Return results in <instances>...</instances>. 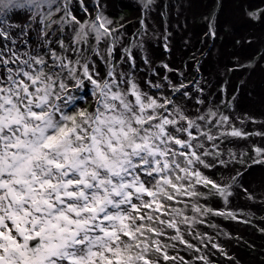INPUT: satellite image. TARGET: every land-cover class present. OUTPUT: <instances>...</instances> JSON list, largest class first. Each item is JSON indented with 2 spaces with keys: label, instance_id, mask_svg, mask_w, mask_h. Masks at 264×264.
Instances as JSON below:
<instances>
[{
  "label": "snow or ice",
  "instance_id": "obj_1",
  "mask_svg": "<svg viewBox=\"0 0 264 264\" xmlns=\"http://www.w3.org/2000/svg\"><path fill=\"white\" fill-rule=\"evenodd\" d=\"M106 9L0 0V264H192L177 246L199 253L185 226L203 220L187 211L238 219L200 204L211 195L227 206L234 185L254 199L228 145L264 131L206 104L195 56L191 78L153 56V42L172 50L164 23L142 17L128 40ZM253 152L264 164V148Z\"/></svg>",
  "mask_w": 264,
  "mask_h": 264
},
{
  "label": "rangeland",
  "instance_id": "obj_2",
  "mask_svg": "<svg viewBox=\"0 0 264 264\" xmlns=\"http://www.w3.org/2000/svg\"><path fill=\"white\" fill-rule=\"evenodd\" d=\"M112 1L113 6L106 15L114 21V25L124 24L128 40L132 39L131 34L140 27L139 21L146 14L150 13L151 16V13L155 11L154 17L156 20L164 23L172 16L171 14L176 16L183 14L182 12L186 13V10H181L182 8L185 9L186 5L195 9L193 16L185 21L181 33L176 35L173 31L171 32L170 43L173 52L174 48L182 51L180 63H177L176 66L188 72L189 78H191L195 74V69L185 68L184 66L194 64L192 57L195 56L197 60L202 62V72L206 74L205 79L210 81L205 88L206 104L209 107L219 106L222 112L232 116L237 126H241L240 121L243 120V127L246 131H264V111L258 112V110H264V103L256 102L259 94H255L250 84H248V90L250 91L248 94L250 96L247 100L254 103V107L250 108L254 111H237L234 113L232 110L235 106L236 97L241 93L243 82H246V76L241 75V73L253 67L257 71L264 72V34L258 36L247 32L241 35L243 26L235 28L234 33L231 34V25L221 22V16L224 13L234 14L238 10L242 11L244 17L247 18L245 20L247 27L251 25L259 26L263 19L264 2L255 0L244 4L242 9L235 0L231 3L228 0H154V2H157L156 5L154 3L151 10L146 13L142 8L143 0ZM161 13L164 15L161 16ZM249 13H255L257 18L251 17ZM210 23L215 25L216 37L214 39L206 36ZM159 27L158 24L153 28L158 29ZM101 47L103 48L104 45L102 44ZM235 47H250L249 51L251 53L239 59L232 54ZM155 50H158L157 57L154 56L158 61L166 60L170 56V52L166 53L158 46ZM201 50L204 53L203 57H201ZM225 60H228L227 66H224ZM167 62L173 64L170 57ZM221 88L224 89L223 92ZM260 98H263V96L261 95ZM245 117H251L255 120V123L244 119ZM254 145L264 148V138L253 136L247 140L234 139L228 147L238 154L239 159L252 162L255 155L253 152ZM243 152L246 155L252 152L253 157H240ZM241 165L237 163L230 165V167L241 170L242 168L239 167ZM254 170H258L259 175L253 173L252 179L249 174ZM227 175L228 173L225 170L222 176ZM216 176L218 177L219 173H216ZM244 176L242 183L249 188L254 199H248L238 188L233 191L229 204L239 206L236 209L237 211H234L238 219L222 216L227 218L224 219L211 214L198 216L190 209L187 211V215L196 216L198 220H203V223H197L192 229L185 226V239L201 249L197 253L194 250L186 249L184 245H178L177 250L185 260L192 261V264H203V261L194 259L200 255L206 256L209 264H264V164L249 169L244 172ZM210 197L211 195L207 197V206L205 205V199H201L200 204L213 209L225 206L223 200L218 203L215 201L216 199L210 200ZM189 231L192 232L191 235L188 234ZM201 238H203V242ZM212 244L218 245L223 249V252L213 248ZM170 254L176 255V252L172 251Z\"/></svg>",
  "mask_w": 264,
  "mask_h": 264
},
{
  "label": "bare ground",
  "instance_id": "obj_3",
  "mask_svg": "<svg viewBox=\"0 0 264 264\" xmlns=\"http://www.w3.org/2000/svg\"><path fill=\"white\" fill-rule=\"evenodd\" d=\"M229 3H231L233 0H228ZM237 1V5L242 8V6L244 4H248L251 3L255 0H235ZM256 1H262L264 2V0H256ZM130 3H132L131 1H129ZM155 5L157 2H154ZM113 6V1L112 0H107V9H106V14L108 13L109 9H111V7ZM243 9V8H242ZM182 11L186 10L185 12H182L183 14L181 15H176L174 16L173 14H171L170 18L164 22L165 26L167 27V29L170 32H174L176 35H178L179 33H181L182 27L185 24V21L188 19H190V17L193 16V12L195 11V9H193L192 7H189L186 5L185 9H181ZM155 11H153L149 14H146L145 17H147L148 19V23L150 25H152V27L157 26L158 24H161L160 20H156V18L154 17ZM170 14V12H169ZM150 16V17H149ZM262 20L261 23L259 24V26L256 25H251L248 26L246 25L245 20L247 19L246 17H244V15L242 14V11H238L236 10L234 12V14H228V13H224L221 16V22H225L227 24H230L231 27V34L234 33L235 28H238L240 26H243V30L240 33L241 35H243L242 33H247L248 34L251 32L255 35L261 36L262 34H264V13L262 15ZM240 31V29H239ZM238 31V32H239ZM229 37V36H228ZM160 49V45L158 43L153 42V48H152V54L153 56L157 57V53L158 50L156 51L155 48ZM250 47H244V48H238L235 47L234 51H232L233 55H236L239 59L240 58H244L246 57L249 53H251L249 51ZM162 49V48H161ZM221 50V47H220ZM220 54V53H219ZM182 56V51L174 48V52L172 50V52H170V60L173 64H177L180 63V57ZM221 56V55H220ZM169 57L164 60V61H168ZM228 65V60H225L224 62V66ZM237 74V73H236ZM233 76L235 74H232ZM241 75L246 76V82H243V86L241 88V93H239V95L236 97V101H235V106L232 109L233 112H242V111H254V110H250V108H252V106L254 107V103H252L251 101L247 100L248 96H250L248 93L250 92L248 90V84L251 85V89L254 90L255 94L258 93V98H256V102H263L264 103V72L262 71H257L256 69H254V67L248 71H245L243 73H241ZM263 96V98H260V96ZM255 102V103H256ZM254 109V108H253ZM264 110H258V112H262ZM250 173V172H249ZM253 173L256 175H259V171L258 170H254V172H252L251 174H249V177L253 179ZM245 178V176H244Z\"/></svg>",
  "mask_w": 264,
  "mask_h": 264
},
{
  "label": "flooded vegetation",
  "instance_id": "obj_4",
  "mask_svg": "<svg viewBox=\"0 0 264 264\" xmlns=\"http://www.w3.org/2000/svg\"><path fill=\"white\" fill-rule=\"evenodd\" d=\"M241 156H244V157H253V153L252 152H249L247 155L243 152V153H241L240 154V157ZM245 164H242L241 166H239V167H241L242 169H241V171H244L245 169H247V171L249 170V169H252V168H257L258 166H259V164H252V162L251 161H248V160H245ZM239 169V168H238ZM212 171H214V170H212ZM225 171V169H221L220 170V172H216V173H219V176L217 177L216 175H215V177L217 178V179H220L221 177H222V174H223V172ZM237 188V186H233V191L235 190ZM231 198H232V196L230 197V199H229V201H231ZM210 200H213V199H216L215 201L216 202H218V203H221V201H222V199L220 198V197H218V196H211L210 198H209ZM205 201V205L207 206L208 204H207V201L206 200H204ZM211 202V201H210ZM239 208V206L238 205H232L231 203L229 204V206L227 205V206H224L223 208H215V209H225L226 211L227 210H231V211H237L236 209H238ZM212 215V214H211ZM217 217H221V218H224V217H222V216H217ZM224 219H227V218H224Z\"/></svg>",
  "mask_w": 264,
  "mask_h": 264
}]
</instances>
